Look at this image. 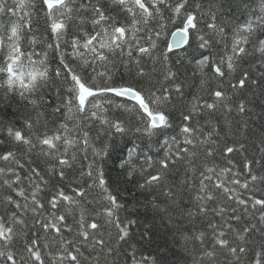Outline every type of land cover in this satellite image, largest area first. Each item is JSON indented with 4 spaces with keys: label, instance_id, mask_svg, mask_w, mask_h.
<instances>
[{
    "label": "snow or ice",
    "instance_id": "6c2138e0",
    "mask_svg": "<svg viewBox=\"0 0 264 264\" xmlns=\"http://www.w3.org/2000/svg\"><path fill=\"white\" fill-rule=\"evenodd\" d=\"M0 264H264V0H0Z\"/></svg>",
    "mask_w": 264,
    "mask_h": 264
}]
</instances>
